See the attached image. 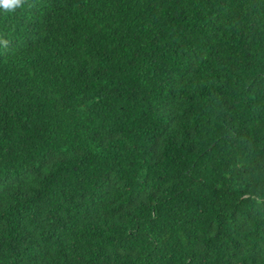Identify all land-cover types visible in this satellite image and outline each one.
<instances>
[{"label":"trees","instance_id":"trees-1","mask_svg":"<svg viewBox=\"0 0 264 264\" xmlns=\"http://www.w3.org/2000/svg\"><path fill=\"white\" fill-rule=\"evenodd\" d=\"M0 40V264H264V0H25Z\"/></svg>","mask_w":264,"mask_h":264},{"label":"clouds","instance_id":"clouds-1","mask_svg":"<svg viewBox=\"0 0 264 264\" xmlns=\"http://www.w3.org/2000/svg\"><path fill=\"white\" fill-rule=\"evenodd\" d=\"M25 5V0H0V14L11 13L16 9H21ZM7 41L0 40V44H6Z\"/></svg>","mask_w":264,"mask_h":264}]
</instances>
